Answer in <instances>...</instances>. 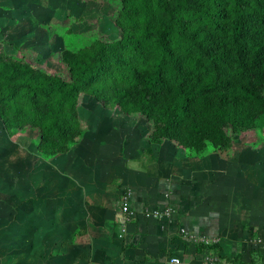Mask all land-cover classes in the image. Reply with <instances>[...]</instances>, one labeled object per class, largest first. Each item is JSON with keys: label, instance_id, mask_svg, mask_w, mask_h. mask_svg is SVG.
I'll list each match as a JSON object with an SVG mask.
<instances>
[{"label": "rangeland", "instance_id": "374dc122", "mask_svg": "<svg viewBox=\"0 0 264 264\" xmlns=\"http://www.w3.org/2000/svg\"><path fill=\"white\" fill-rule=\"evenodd\" d=\"M19 1L22 6L15 8L14 0H0V56L10 59L0 86V112L15 120L13 108L29 105L32 93L38 102L66 95L65 107L54 110L55 125L62 129L66 118L74 120L69 139H61L62 150L48 147L29 122L9 132L0 120V216L16 202L10 193L29 186L23 181L31 172L38 180L61 175L70 160L72 175H97L108 170L102 163L117 162L121 169L127 158L160 154L155 143H173L176 134L166 119L151 121L145 109L128 108L113 91L131 82L132 68L146 74L160 67L163 47L195 53L205 29L199 19L183 25V6L176 0ZM27 1L31 19L29 10L20 8ZM220 137L223 146L209 142L206 151L235 164L226 176L215 172L208 186L212 200L207 202L222 211L220 228L208 238L185 229L182 237L178 227L177 254L185 264H207L197 242L190 241L204 237L218 247L213 254L220 259L214 264H264V120L244 131L227 126ZM22 197L17 205L25 201ZM7 215L13 217L11 210Z\"/></svg>", "mask_w": 264, "mask_h": 264}, {"label": "crops", "instance_id": "0c3cea01", "mask_svg": "<svg viewBox=\"0 0 264 264\" xmlns=\"http://www.w3.org/2000/svg\"><path fill=\"white\" fill-rule=\"evenodd\" d=\"M20 3L14 0L13 6ZM25 5L20 8L29 10L31 19V2ZM159 143L153 145L160 151L157 156L127 158L121 169L117 162L102 163L108 172L103 168L97 175H72L70 160L61 175L38 180L31 172L29 180H22L29 186L10 193L15 204L2 209L0 264H165L166 247L179 242L178 227L215 237L222 211L207 202L212 198L210 178L215 172L228 175L235 164L221 153L188 158L176 143ZM123 187L134 191L135 211L144 207L173 211L160 221H143L138 216L129 225L135 238L125 244L118 238L122 221L118 199ZM21 195L25 201L17 205Z\"/></svg>", "mask_w": 264, "mask_h": 264}, {"label": "trees", "instance_id": "16d2710c", "mask_svg": "<svg viewBox=\"0 0 264 264\" xmlns=\"http://www.w3.org/2000/svg\"><path fill=\"white\" fill-rule=\"evenodd\" d=\"M176 1L183 6V25L191 19L205 24L195 41V53L163 47L160 67L157 64L146 74L132 68L131 82L113 92L128 108L145 109L151 121L166 119L176 134L173 143L183 148L186 157H201L208 153L209 142L223 146L220 133L225 127L244 131L264 120V0ZM9 61L0 56V86L7 79ZM36 98L32 93L29 105L13 108L17 119H4L0 112V120L9 132L29 122V129H37L48 147L62 150L61 139H69L74 119L66 118L59 129L54 110L65 107L67 96H49L40 103ZM205 248L218 249L198 244L196 250Z\"/></svg>", "mask_w": 264, "mask_h": 264}, {"label": "built area", "instance_id": "2783aa9c", "mask_svg": "<svg viewBox=\"0 0 264 264\" xmlns=\"http://www.w3.org/2000/svg\"><path fill=\"white\" fill-rule=\"evenodd\" d=\"M133 202L134 191L131 188L123 187L118 199L119 214L122 219L119 228L118 238L123 244H125L126 242L129 243L131 242V239L133 240L135 238H131L129 232V225H131L132 222L134 224V219H136L138 216L143 221H160L163 218L169 217L173 214V211L170 207L167 209H153L144 207L140 211H135L132 208ZM180 233L182 237L188 234V232L184 229H180ZM190 241L197 242V245L202 244L206 247L210 246L209 241L204 237H200L199 239H197V237H194L190 239ZM178 244H180V241H176L166 247L167 256L165 264H185L182 258L177 254ZM202 253L200 257L202 256L204 262H208L207 264H214L218 259V256L214 255L212 250L205 248L202 250ZM200 257L198 258L200 259ZM198 258H196V260H198Z\"/></svg>", "mask_w": 264, "mask_h": 264}]
</instances>
